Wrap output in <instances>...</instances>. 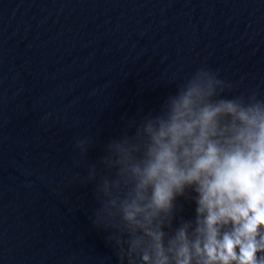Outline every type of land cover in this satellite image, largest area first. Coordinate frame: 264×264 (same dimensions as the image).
<instances>
[{"label": "water", "instance_id": "95a60500", "mask_svg": "<svg viewBox=\"0 0 264 264\" xmlns=\"http://www.w3.org/2000/svg\"><path fill=\"white\" fill-rule=\"evenodd\" d=\"M201 65L264 98V0H0V264H119L89 167ZM197 198L161 213L167 235Z\"/></svg>", "mask_w": 264, "mask_h": 264}, {"label": "clouds", "instance_id": "9594fccd", "mask_svg": "<svg viewBox=\"0 0 264 264\" xmlns=\"http://www.w3.org/2000/svg\"><path fill=\"white\" fill-rule=\"evenodd\" d=\"M201 65L176 83L136 136L105 145L88 179L90 220L119 264H264V98ZM87 139L77 141L82 153ZM196 193V227L163 230L177 194Z\"/></svg>", "mask_w": 264, "mask_h": 264}]
</instances>
